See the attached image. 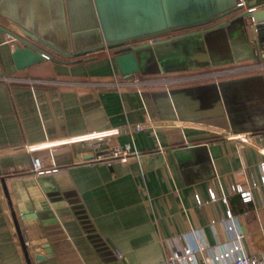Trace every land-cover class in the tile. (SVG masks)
I'll return each instance as SVG.
<instances>
[{
  "label": "crops",
  "instance_id": "0c3cea01",
  "mask_svg": "<svg viewBox=\"0 0 264 264\" xmlns=\"http://www.w3.org/2000/svg\"><path fill=\"white\" fill-rule=\"evenodd\" d=\"M246 1L0 0V264H27L25 251L46 264H169L183 248L192 261L174 264H203L232 247L236 232L245 233L247 255L264 252V71L225 73L264 60V26L231 14L170 31L233 7L243 12ZM162 29L169 31L158 40L201 34L154 49L148 72L121 76L107 44ZM24 31L64 52L103 47L73 57L51 52L62 62L17 70L11 53L22 46L13 35ZM250 76L257 82H242ZM224 83L231 85L226 98ZM139 123L147 126L108 139L139 151L125 161H95L84 144L18 150ZM32 157L52 172L35 175ZM251 183L257 187L247 202L228 193Z\"/></svg>",
  "mask_w": 264,
  "mask_h": 264
},
{
  "label": "water",
  "instance_id": "95a60500",
  "mask_svg": "<svg viewBox=\"0 0 264 264\" xmlns=\"http://www.w3.org/2000/svg\"><path fill=\"white\" fill-rule=\"evenodd\" d=\"M245 3H246V7H250V3H248L247 1ZM231 14H236L235 18L240 20H243V18L251 17V19L254 20L256 23L260 24L261 26L262 25L264 26V7L253 9L243 13H241V11L238 8L233 7L232 9H228L227 11L211 19H206L205 21H201L198 23L182 24L177 27H173L170 31L174 33V32H181L190 29H195L201 26H206L208 24H211L212 22L221 19L224 16H228ZM225 26L226 23H221L215 27L203 30L202 34L208 35L210 33L223 29ZM168 31H169L168 29H162L147 35L124 34L119 39L111 43H108L107 48L113 49L112 51L113 60L117 68L119 69L120 75L129 79L132 77V74L134 73L148 72L149 69L151 68L153 61H155L157 54H159L158 50H156L157 53L156 54L154 49L168 46L171 45L172 43L181 42L182 40L184 41L185 39L193 38L201 34V32H193V33L178 35L170 39L157 40L153 43L135 45V43L139 42L142 39L158 38L161 34L168 33ZM13 38L19 45L22 46L16 48L11 53V58L14 67L17 70L25 69L45 59H50L53 60L54 62H62L59 59L55 58L51 52L57 53L58 55L63 57H73L78 55H84L91 51L99 50L103 47V46H97V47H92L90 49H83L81 51H74L70 53V52H64L58 49L57 47L53 46L52 44L43 41L39 37L26 31L23 32V37L13 35ZM46 49H49V51H47ZM1 75L2 72L0 70V77ZM248 79H245L242 82H249V81L257 82L255 77L250 76L248 77ZM230 89H231L230 84L227 83L222 84L220 91L222 93L223 98H226L228 96ZM4 191L6 193L5 187H4ZM12 217L17 227V220L14 213H12ZM17 233L22 241L21 233L19 232L18 227H17ZM46 249H48L46 253L48 255H51V250H49L50 249L49 246ZM25 257L27 264H32V259H34V261H36V263L38 264H46V262L48 261L46 257H43L41 255H34L31 258L26 251H25ZM50 257L53 258V256Z\"/></svg>",
  "mask_w": 264,
  "mask_h": 264
},
{
  "label": "built area",
  "instance_id": "2783aa9c",
  "mask_svg": "<svg viewBox=\"0 0 264 264\" xmlns=\"http://www.w3.org/2000/svg\"><path fill=\"white\" fill-rule=\"evenodd\" d=\"M250 3V7L245 6L246 10L243 12H247L253 9H257V7H261L262 5L259 0H247ZM241 12V13H243ZM158 38H152L150 43L157 41ZM264 71V60H253V64L246 66L243 69H227L225 73L231 76H238L244 74H251ZM147 125L145 124H126L123 127H110L106 129H97L92 130L87 133H83L80 135L75 136H68L62 138L57 141L52 142H43L39 143L38 145H24L23 147L19 148L18 150H23L27 153H33L43 149H49L50 147L61 146L65 144H84L87 145L92 151L96 152L94 155L95 161H102V160H119L125 161L127 158L133 156L137 157L140 153L138 150L132 147L131 144L127 143L122 147H111L109 145L108 139L110 137H116L121 133H126L132 135L135 131L143 130ZM14 151L17 149H13ZM93 161H89L92 163ZM31 171L35 175H43L46 173L52 172V170H46L43 168L41 161L38 157L31 158ZM54 171V170H53ZM261 181L264 184V168L262 167V177ZM257 187L256 183H251L250 187H244L240 184H235L228 188L229 194L238 193L241 195L244 201H249L251 199V189H255ZM209 200L216 201L217 197L213 192H209ZM225 201V199H223ZM197 205L201 206L206 202H203L199 198L196 199ZM233 218L230 212H227L225 215V221H231ZM227 230L235 231L234 224L232 222L227 225ZM245 233L236 232L235 234V244L232 247H229L225 251L215 254L212 256L211 260L203 262V264H264V252L258 256H250L247 255L244 251L242 246L240 245V241L244 238ZM45 244V240H40L38 242L31 241L28 243L30 247L40 246ZM120 257V254H118ZM193 255L191 254L190 250L187 248H183L180 252H174L168 258L169 264H174V262H191Z\"/></svg>",
  "mask_w": 264,
  "mask_h": 264
},
{
  "label": "rangeland",
  "instance_id": "374dc122",
  "mask_svg": "<svg viewBox=\"0 0 264 264\" xmlns=\"http://www.w3.org/2000/svg\"><path fill=\"white\" fill-rule=\"evenodd\" d=\"M252 64H253V63H251V64H249V65H252ZM249 65H248V66H249ZM232 69H233V68H232ZM242 75H243V74H242ZM244 75H247V74H244Z\"/></svg>",
  "mask_w": 264,
  "mask_h": 264
}]
</instances>
